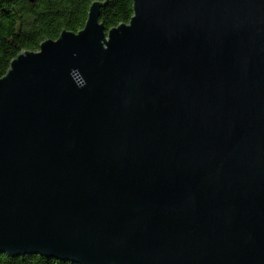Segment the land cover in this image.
Masks as SVG:
<instances>
[{
  "label": "water",
  "instance_id": "obj_1",
  "mask_svg": "<svg viewBox=\"0 0 264 264\" xmlns=\"http://www.w3.org/2000/svg\"><path fill=\"white\" fill-rule=\"evenodd\" d=\"M131 1L0 77V253L264 264V0Z\"/></svg>",
  "mask_w": 264,
  "mask_h": 264
},
{
  "label": "trees",
  "instance_id": "obj_2",
  "mask_svg": "<svg viewBox=\"0 0 264 264\" xmlns=\"http://www.w3.org/2000/svg\"><path fill=\"white\" fill-rule=\"evenodd\" d=\"M92 1L104 2L99 15L106 30L126 24L132 16L131 0H0V77L20 51H36L41 41L56 39L63 29L80 30ZM0 264L73 263L35 254L0 253Z\"/></svg>",
  "mask_w": 264,
  "mask_h": 264
}]
</instances>
